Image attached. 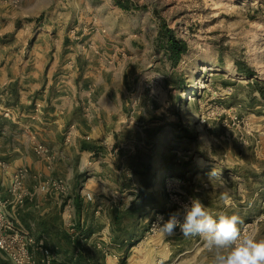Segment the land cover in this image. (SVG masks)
Instances as JSON below:
<instances>
[{"label": "rangeland", "instance_id": "1", "mask_svg": "<svg viewBox=\"0 0 264 264\" xmlns=\"http://www.w3.org/2000/svg\"><path fill=\"white\" fill-rule=\"evenodd\" d=\"M33 1L0 0V58L21 54L13 34L32 19ZM75 2L79 15L93 16L92 33H102L101 53L122 52L128 30L136 32L137 118L126 133L136 152L123 173L106 168L96 195L63 174L67 166H56L42 141L29 154L51 161L15 164L0 155V264H168L184 250L180 257L194 259L204 250L198 237L153 227L193 197L264 235V0ZM170 37L185 46L178 58ZM4 96L0 86L8 117L15 104Z\"/></svg>", "mask_w": 264, "mask_h": 264}, {"label": "crops", "instance_id": "2", "mask_svg": "<svg viewBox=\"0 0 264 264\" xmlns=\"http://www.w3.org/2000/svg\"><path fill=\"white\" fill-rule=\"evenodd\" d=\"M41 2H29L32 19L23 20L13 34V44L23 43L21 54L0 58V86L6 102L15 104L11 116L0 111V155L15 164L51 161L44 156L35 161L29 154L32 143L42 141L52 150L53 163L67 166L63 174L85 180L96 195L105 191L98 189L108 180L106 168L123 173L126 159L136 152L126 137L131 118H137L131 109L136 32L128 30L127 49L101 53L96 43L103 35L92 33V15H79L72 0L64 7ZM35 103H40L37 110ZM183 252L168 264H193L194 259L180 257Z\"/></svg>", "mask_w": 264, "mask_h": 264}, {"label": "clouds", "instance_id": "3", "mask_svg": "<svg viewBox=\"0 0 264 264\" xmlns=\"http://www.w3.org/2000/svg\"><path fill=\"white\" fill-rule=\"evenodd\" d=\"M227 200V196L222 197ZM239 215L210 212L197 197L184 203L165 220L158 215L153 227L166 236L177 228L186 238L198 237L204 250L193 264H264V235L259 229H241Z\"/></svg>", "mask_w": 264, "mask_h": 264}, {"label": "trees", "instance_id": "4", "mask_svg": "<svg viewBox=\"0 0 264 264\" xmlns=\"http://www.w3.org/2000/svg\"><path fill=\"white\" fill-rule=\"evenodd\" d=\"M171 50L173 51V55L175 58H178L180 54L185 50L184 45H179L178 42H176L173 37L169 38Z\"/></svg>", "mask_w": 264, "mask_h": 264}, {"label": "bare ground", "instance_id": "5", "mask_svg": "<svg viewBox=\"0 0 264 264\" xmlns=\"http://www.w3.org/2000/svg\"><path fill=\"white\" fill-rule=\"evenodd\" d=\"M202 85H203L202 83L199 84V86H202Z\"/></svg>", "mask_w": 264, "mask_h": 264}]
</instances>
